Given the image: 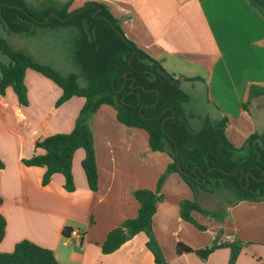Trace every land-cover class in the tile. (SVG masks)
I'll list each match as a JSON object with an SVG mask.
<instances>
[{"label":"crops","instance_id":"1","mask_svg":"<svg viewBox=\"0 0 264 264\" xmlns=\"http://www.w3.org/2000/svg\"><path fill=\"white\" fill-rule=\"evenodd\" d=\"M91 1L105 5L125 37L160 61L177 81L188 95L184 110L191 116L190 126H201L205 117H226L225 135L236 149L251 134L264 133V95L248 98L251 86L264 88V16L247 0H71L68 12ZM65 29L38 27L32 35L10 37L7 43L54 68L49 62L55 55L51 40L67 39ZM29 83L34 86L29 88ZM24 85L27 106L17 103L11 89L0 95V217L5 221L0 253H10L16 243L27 240L50 250L59 264H154L142 233L109 254L101 252V245L111 230L136 217L138 203L132 192L154 190L170 158L151 151L143 130L125 127L112 107L102 105L88 119L97 190L87 186L82 150L72 160L74 191H65L60 174L42 186L44 169L26 167L22 160L33 154L37 140L69 133L85 100L72 97L55 107L61 90L32 70L25 71ZM197 102L201 108L193 105ZM161 194L165 199L157 204L151 225L167 264H227L226 248L205 260L194 253H175L178 242L192 249L210 246L219 229L220 242L238 239L245 244L234 264H264V249L249 252L251 244L264 246V202L229 206L223 224L194 214L205 228L199 231L179 216L180 201L194 196L178 174L167 178ZM196 200L201 203L200 195Z\"/></svg>","mask_w":264,"mask_h":264},{"label":"trees","instance_id":"2","mask_svg":"<svg viewBox=\"0 0 264 264\" xmlns=\"http://www.w3.org/2000/svg\"><path fill=\"white\" fill-rule=\"evenodd\" d=\"M264 16V0H247ZM71 0L53 6L34 8L25 0H0V26L13 35H32L36 28H72L73 58L81 70L85 86H80L76 74L63 76L50 65L39 63L30 56L13 49L0 37V95L7 89L14 93L20 106H27L24 85L26 70H32L50 80L60 90L55 102L60 106L72 97L85 100L73 129L69 133L54 134L37 140L34 152L22 160L26 167L44 169L41 185H47L54 174L63 176V188L74 191L72 160L82 150L81 169L90 191L97 190V167L93 134L89 117L102 106L114 109L116 119L128 128L143 130L148 147L153 152L165 153L170 162L157 179L154 190L137 189L132 192L138 203L137 215L123 221L111 230L101 245V252L109 254L124 242L142 233L145 246L153 256L154 264H167L152 231V217L158 203L164 201L161 188L171 174H178L192 191V200L180 201L179 216L199 231L194 214L223 224L227 212L211 211L196 200L202 193L226 191L236 203L264 202V133L251 134L239 149L226 138L227 118L212 121L203 119L200 130L194 132L190 115L184 105L188 95L176 80L168 75L160 61L153 59L122 32L119 21L108 8L98 2H87L81 8L68 12ZM51 14V15H50ZM50 15V16H49ZM49 16V17H48ZM48 19L45 21V19ZM45 21V22H44ZM264 95V88L251 86L248 98ZM246 104L242 106L246 109ZM244 151L243 157H235ZM4 164L0 159V170ZM5 233V221L0 217V242ZM221 230L210 246L192 249L180 242L175 245L177 255L194 253L205 260L217 249L229 250L227 264H234L245 245L238 239L220 242ZM0 264H59L53 253L27 240L15 244L12 252L0 253Z\"/></svg>","mask_w":264,"mask_h":264},{"label":"rangeland","instance_id":"3","mask_svg":"<svg viewBox=\"0 0 264 264\" xmlns=\"http://www.w3.org/2000/svg\"><path fill=\"white\" fill-rule=\"evenodd\" d=\"M26 1V0H25ZM27 2L29 5H31L34 8H42L44 7L43 5L47 6V0H28ZM49 5H53V6H58L60 5V3H55L52 4L50 3ZM37 29V28H36ZM67 29V30H66ZM65 30L68 31V35L69 37L67 39H63L62 37H53V34L55 32H53V34H48V36H52L53 39L51 40V42L53 43V53H55V55L53 56V61H49L50 64L54 65V68L57 70V72H59V74L66 76L68 74H76L78 76V83L80 86H85L86 85V80L83 77V74L81 72V70L79 69L78 65L75 63L74 58H73V49H74V44L73 41L71 39V35H75L74 37L76 38V31L72 28H66ZM54 30V29H51ZM63 30V31H65ZM0 37L4 38L6 41H11L10 37H13V39H18L19 37H21V39H24V35H13V34H9L8 32L5 31V29L2 28V26H0ZM44 39V38H43ZM46 42L50 41V39H45ZM14 47V46H13ZM16 48V47H14ZM31 86H34V84H30L29 83V88H31ZM27 95V94H26ZM200 97V95H199ZM199 101V99H197ZM195 106H197L198 108L202 107V104L197 102V104H193ZM195 122H193V125L191 126V129L194 132H197L198 130H200L201 126L199 127H195ZM246 155V152L241 151L235 154V157H243ZM80 169V168H79ZM201 197V203L200 205L203 208H206L208 210L211 211H217L219 209H224L226 212L229 209V204L233 202V198L232 196L226 192V191H215L213 193H205L202 192L199 194ZM202 237V236H200ZM204 237V236H203ZM256 247V248H254ZM264 249V246L261 245H255V244H251L249 245V252L252 253V255L257 254V251ZM258 256V255H257ZM259 257V256H258ZM257 257V258H258Z\"/></svg>","mask_w":264,"mask_h":264},{"label":"water","instance_id":"4","mask_svg":"<svg viewBox=\"0 0 264 264\" xmlns=\"http://www.w3.org/2000/svg\"><path fill=\"white\" fill-rule=\"evenodd\" d=\"M50 15H51V14H50ZM50 15H49V16H50ZM49 16H48V17H49ZM48 17L45 19V21L48 19ZM45 21H44V22H45Z\"/></svg>","mask_w":264,"mask_h":264},{"label":"built area","instance_id":"5","mask_svg":"<svg viewBox=\"0 0 264 264\" xmlns=\"http://www.w3.org/2000/svg\"><path fill=\"white\" fill-rule=\"evenodd\" d=\"M77 235V233H75Z\"/></svg>","mask_w":264,"mask_h":264}]
</instances>
